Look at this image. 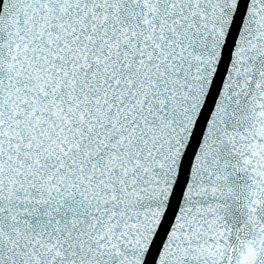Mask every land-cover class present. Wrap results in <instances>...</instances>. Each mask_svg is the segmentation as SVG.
I'll return each instance as SVG.
<instances>
[{
    "label": "snow or ice",
    "instance_id": "snow-or-ice-1",
    "mask_svg": "<svg viewBox=\"0 0 264 264\" xmlns=\"http://www.w3.org/2000/svg\"><path fill=\"white\" fill-rule=\"evenodd\" d=\"M0 264H264V0H0Z\"/></svg>",
    "mask_w": 264,
    "mask_h": 264
}]
</instances>
